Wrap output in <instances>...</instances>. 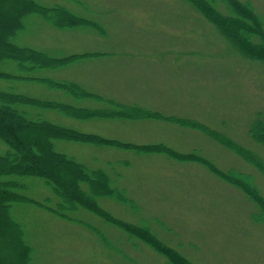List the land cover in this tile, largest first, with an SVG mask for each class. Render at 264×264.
<instances>
[{
  "label": "rangeland",
  "instance_id": "1",
  "mask_svg": "<svg viewBox=\"0 0 264 264\" xmlns=\"http://www.w3.org/2000/svg\"><path fill=\"white\" fill-rule=\"evenodd\" d=\"M22 1L13 42L44 56L5 60L19 78L0 79V90L72 107L28 109L109 141L53 134L59 152L106 170L134 202L99 199L118 224L83 208L70 222L18 205L31 264H264V173L253 163L264 166V142L252 133L264 123V0ZM32 9L85 25L57 27ZM22 180L25 195L57 201L44 179Z\"/></svg>",
  "mask_w": 264,
  "mask_h": 264
},
{
  "label": "trees",
  "instance_id": "2",
  "mask_svg": "<svg viewBox=\"0 0 264 264\" xmlns=\"http://www.w3.org/2000/svg\"><path fill=\"white\" fill-rule=\"evenodd\" d=\"M190 1L197 3L195 0ZM24 5L22 0H0V79L19 78L16 74L2 70L5 60L16 62L36 61L34 60L35 56L38 58L44 56L43 53L34 51V49L20 48L13 42L19 33L25 29L26 11ZM244 8L250 10L248 7ZM202 9L208 11L204 7ZM44 11L47 14H43V10L38 9H32L31 13H39L57 27H80L85 25L82 19H77L66 10L44 9ZM54 11L62 14L57 15ZM231 29L233 30V28ZM243 31H245L244 28H239L236 30V34L239 36L241 33L240 37L250 41L251 36L246 33L243 34ZM73 57L75 56L60 60L49 59L48 61L54 62V64L67 63ZM38 67L47 68L48 66L41 62ZM55 84L73 94L77 90L85 92L77 85L69 86L66 83L57 82ZM85 93L92 96V94ZM29 107L41 110L43 107H49L60 110L62 113L65 110L72 109L67 104L42 101L36 97L0 90V140L8 148L5 153L0 154V264H31L32 262L33 249L26 241L22 224L13 215V210L20 204L33 205L70 222H77L73 214L83 208L107 218L115 224H118V222L103 210L99 199L108 197L131 206L134 204L123 190L112 186V177L106 170L92 169L74 157L59 152L54 144L53 134L58 131L63 135L69 132L72 137L86 142L93 141L95 144L99 140H101V143L109 141L94 135L78 132L74 134L76 131L59 127L48 120L40 119V121H37L42 116L41 110L31 111L28 109ZM88 112L95 113L89 110ZM147 113L153 116L158 115L149 111ZM71 115L67 114V116ZM260 131H263V133H260ZM252 133L257 140L264 142V123L260 121L259 125H256L252 130ZM253 163L264 173V166L259 160L255 159ZM224 176L231 177L230 174ZM23 178L44 179L52 189L54 198L57 201L54 203L52 198L39 201L25 195L23 191L28 186L22 180ZM260 220L258 217V221ZM8 223L15 229L14 235L6 228L5 225Z\"/></svg>",
  "mask_w": 264,
  "mask_h": 264
}]
</instances>
